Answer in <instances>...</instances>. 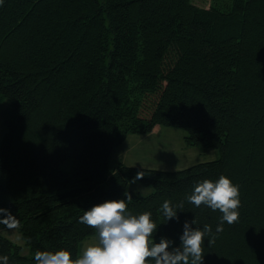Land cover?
<instances>
[{
  "label": "trees",
  "instance_id": "trees-1",
  "mask_svg": "<svg viewBox=\"0 0 264 264\" xmlns=\"http://www.w3.org/2000/svg\"><path fill=\"white\" fill-rule=\"evenodd\" d=\"M229 1L4 0L0 96L11 99V116L0 208L20 221L30 252L0 233L8 264H35L37 250L76 258L95 234L79 222L83 212L126 191L129 212L152 213L154 242L178 247L195 219L215 234L202 264H264V0ZM156 125L183 129L186 145L219 157L177 170L110 166L129 134ZM138 172L153 187L147 195L128 189ZM220 175L239 186L241 207L238 222L216 232L219 210L186 197ZM165 200L183 202L177 218L164 217Z\"/></svg>",
  "mask_w": 264,
  "mask_h": 264
},
{
  "label": "clouds",
  "instance_id": "clouds-1",
  "mask_svg": "<svg viewBox=\"0 0 264 264\" xmlns=\"http://www.w3.org/2000/svg\"><path fill=\"white\" fill-rule=\"evenodd\" d=\"M4 0H0L2 6ZM143 172H138L131 183L142 179ZM127 199L107 200L84 211L79 222L95 230V242L85 246L76 258L72 253L60 248L57 251H40L34 253L35 264H202L204 258L205 237L209 236L210 246L215 242V234L209 225L203 228L193 227L195 219L185 222L180 245L171 247L172 241L161 237L154 242L157 224L152 213L144 211L138 215L128 210L132 195L124 193ZM187 201L199 208L202 205L222 214L216 232L223 231L226 222L232 225L238 222L241 207L239 186L232 180L220 175L215 181L203 179L194 184ZM183 202L173 206L165 200L161 206L167 220L177 218V210L183 208ZM0 225L12 231L20 227V221L7 209L0 208ZM8 256H0L2 264H8Z\"/></svg>",
  "mask_w": 264,
  "mask_h": 264
},
{
  "label": "rangeland",
  "instance_id": "rangeland-1",
  "mask_svg": "<svg viewBox=\"0 0 264 264\" xmlns=\"http://www.w3.org/2000/svg\"><path fill=\"white\" fill-rule=\"evenodd\" d=\"M195 4L203 7H208L211 3L226 4L229 0H192ZM230 2V1H229ZM11 116V99L0 96V140L5 132L4 119ZM164 131V133H162ZM185 131L177 127L162 126L160 132L154 136V139L150 142L151 147H155L156 151L148 152H135L134 156L140 158L142 165L145 167H151L155 169L163 170H177L188 167L194 163L212 160L219 157V151L214 147H207L201 149L196 146H188L184 141ZM132 135V134H129ZM136 135V134H134ZM158 143V147L157 146ZM160 144H162L160 146ZM123 144L118 146L111 158L110 166L114 167L119 162H122L121 149ZM166 147H169L168 149ZM124 163V162H123ZM67 165V161L63 163V166ZM141 165V164H140ZM143 167V166H142ZM128 189L140 195H147L153 191L152 186H146L138 181L135 183H129ZM0 233L9 238L14 243L21 246V253L23 255H29V248L24 244L19 229L8 230L4 226L0 225ZM96 236L91 235L84 239L81 243L80 253L83 248L93 242H95Z\"/></svg>",
  "mask_w": 264,
  "mask_h": 264
},
{
  "label": "crops",
  "instance_id": "crops-1",
  "mask_svg": "<svg viewBox=\"0 0 264 264\" xmlns=\"http://www.w3.org/2000/svg\"><path fill=\"white\" fill-rule=\"evenodd\" d=\"M161 127L162 126L156 125L149 133L146 134L128 135L126 140L122 143L124 145L120 152L122 162H124L126 165L145 167V165H142L140 158L137 157V155L134 156V153H149L150 151L155 152L156 149L155 147H151L150 142L154 139V136L160 132ZM162 133H164V131ZM161 145L162 144H160V146ZM156 147H158V143ZM166 148L168 149L169 147Z\"/></svg>",
  "mask_w": 264,
  "mask_h": 264
}]
</instances>
